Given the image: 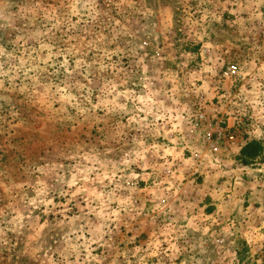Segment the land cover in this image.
Instances as JSON below:
<instances>
[{
    "label": "rangeland",
    "instance_id": "374dc122",
    "mask_svg": "<svg viewBox=\"0 0 264 264\" xmlns=\"http://www.w3.org/2000/svg\"><path fill=\"white\" fill-rule=\"evenodd\" d=\"M0 264H264V0H0Z\"/></svg>",
    "mask_w": 264,
    "mask_h": 264
},
{
    "label": "built area",
    "instance_id": "2783aa9c",
    "mask_svg": "<svg viewBox=\"0 0 264 264\" xmlns=\"http://www.w3.org/2000/svg\"><path fill=\"white\" fill-rule=\"evenodd\" d=\"M238 72V66L236 64H230L226 66L223 75L227 78H235L238 76ZM207 112L200 110L197 112L195 118L197 123L204 125L202 129L203 142L208 145L210 150L216 152L224 140L229 141L233 136L229 134L227 127L222 125L223 122L220 118L210 116Z\"/></svg>",
    "mask_w": 264,
    "mask_h": 264
},
{
    "label": "trees",
    "instance_id": "16d2710c",
    "mask_svg": "<svg viewBox=\"0 0 264 264\" xmlns=\"http://www.w3.org/2000/svg\"><path fill=\"white\" fill-rule=\"evenodd\" d=\"M250 145H251L250 142H248L247 145L243 147L242 152H246V150H248Z\"/></svg>",
    "mask_w": 264,
    "mask_h": 264
}]
</instances>
